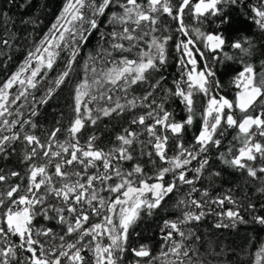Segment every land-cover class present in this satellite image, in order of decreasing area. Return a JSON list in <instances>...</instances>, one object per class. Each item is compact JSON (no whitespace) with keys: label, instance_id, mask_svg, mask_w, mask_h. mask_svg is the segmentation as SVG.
Listing matches in <instances>:
<instances>
[{"label":"trees","instance_id":"16d2710c","mask_svg":"<svg viewBox=\"0 0 264 264\" xmlns=\"http://www.w3.org/2000/svg\"><path fill=\"white\" fill-rule=\"evenodd\" d=\"M196 1L192 0V5ZM68 2L69 0H0V86L24 67L29 56H32V60L29 61L31 66L22 78L28 79L27 76L31 77V71L40 68V72L35 78L37 85L35 89L29 88L27 84L24 86L17 84L10 90L9 112L11 115H6L4 118L8 119L10 124L16 121L19 123H15L11 131L8 130V126L0 123V129H2L0 139L13 134L20 136V139L6 145V152L0 154V175L7 177L5 181L0 182V193H6L12 186L19 185L20 191L13 199L26 194L29 185V169L33 165L37 167L47 165L48 173L52 175L53 186L59 188L66 182L55 176L54 171L55 164L69 158L68 155L62 153L61 157H52L51 155L46 157L43 155V151L47 149L42 150L38 146L28 145L24 140L25 134L35 135L42 144L47 145L50 142L51 134L59 129L55 133V141L51 143L53 152L61 151L59 145L70 140L69 129L77 115L74 111L77 88L85 81L92 84L94 79L100 78L101 70L110 69L123 57L136 59L138 53L149 51V45L153 38L162 39L171 36L166 45V63L161 66L159 71L148 73L146 82L129 86L127 92L116 89L107 92V89L112 88L111 85H105L97 91V87L93 86L92 94L99 96L101 92H107V95H111L113 99L112 101L98 99L86 103V106L82 105L81 113L85 124L76 136L79 146L87 150L90 139L95 137L92 140L94 148L107 153L121 146L117 137L126 135V129L129 132H135L138 138L129 149L133 160L113 161V164L119 165L125 172L132 171L134 166L139 164L143 169V176L136 174L129 179L133 180L135 185H139L141 179L155 183L157 182V171L162 167H168V165L155 155L154 138L146 131V125H153L154 120L148 118L147 114L149 112H153L154 115L160 113L158 106L163 105L166 111L172 113L176 121L182 122L188 116L181 98L173 95L177 82L187 79L188 66L185 67L180 63L183 53L176 49V44L180 40H187V37L178 31V21L162 12L152 14L158 17L155 26L142 23L141 29L134 33L135 35H141L143 32L149 33L139 41L137 47L133 48L131 52H121L111 48V44L114 42L123 43L125 47H128L130 42L114 39L108 35L113 30L118 33L122 32L123 28L122 25L108 22L111 13L122 12L118 5L110 6L105 15L99 18L100 29L93 31L88 42L80 45L79 54L71 64V70L64 83L57 85L55 81L66 70L70 59V47L67 44L68 34L65 33L66 42L60 48L51 49L58 53L53 69L48 70L39 62L37 65L35 57L45 54L42 45L47 46L46 42L49 41L50 36H55L58 39L59 33L53 30V25L57 24ZM98 2L99 0H97ZM147 2L148 0H138V3L145 6ZM180 2L181 0H171L174 14L175 8ZM220 7L223 8L224 16L229 18L227 24H221V18L216 16L198 18L195 16L194 8L192 11L185 9L183 19L189 36L193 39H196L193 32V29L196 28L206 35L222 34L225 38L226 43L223 50L216 53L204 47L206 43L204 39H197L196 47L205 53V58L202 59L197 55L196 59L198 60V69L202 70L206 62L210 68L216 71L215 79H218L223 87L216 89L215 92L234 100L239 89L234 86L233 79L246 65L254 67L258 79L261 74H264V29L257 23L260 18L256 17L253 11V9L264 10V0H244L243 8H238L235 5H221ZM82 11L86 19L91 15L88 8ZM127 26L134 27L131 24ZM83 27L87 28L88 25L85 23ZM153 27L156 28L154 32L151 31ZM100 32L105 33L103 38H101ZM5 40L8 41L7 44L4 43ZM234 42H241L246 51L232 47ZM38 49L40 51H37ZM108 52H111V55H108ZM212 57L218 58L212 59ZM227 57L232 59L229 60ZM184 59L186 60V57ZM92 68L96 69V73L92 72ZM154 85L157 86L153 87ZM179 86L187 89V85L183 82ZM25 89L28 93L27 96L15 99ZM45 99L47 102L41 103ZM90 99V97H85V101ZM131 100L136 101L135 107L127 106L128 101ZM194 100L196 101L193 106L194 123L192 126L186 127L182 136L172 135L170 132L163 131L160 126H156L158 134L169 137L166 152V156L169 158L179 154L177 145L180 143L193 152L199 148V145L195 144V137L201 130V115L204 112L207 97L202 94L194 95ZM116 101L126 105L120 114L113 113L111 116L104 117L97 113L98 107H114ZM88 109L92 110L91 115L94 118L99 115L95 124L87 119ZM33 112L37 114L33 115ZM160 114L162 115V113ZM142 115L146 117L145 125L132 123ZM234 115L239 117L242 114L237 111ZM32 124L36 125L35 128L32 127ZM253 131L255 132L253 143L259 142L264 145V136H260L255 129ZM239 135L236 128H228L223 136H219L218 130L220 146L209 145L206 153H200L197 159L192 160L191 164L187 166V178L193 179L195 183L193 185L180 184L176 180L177 188L165 198L160 208L153 210V214L150 216L144 211L141 212V218L129 229L126 250L122 253H115V256L119 257L117 264H170L177 260L171 254L173 242L182 243L184 246L182 250L188 251V257H183L187 264H257V261L259 264H264V225L258 223L254 218L264 217V191H261L264 188V173L259 172V168L264 167V159L257 154L255 161H246L257 170L256 177H251L246 170L229 166L220 159L221 154L228 159L238 155V149L243 147L241 139L238 138ZM32 147L37 148L36 155L30 160H25L26 153H30ZM148 153H152V155L149 156ZM205 157L208 159V164L203 168L202 174L197 176L193 170L200 166ZM97 164L99 165L100 162ZM63 170L69 172L75 170L83 174L84 165L74 163L71 166L66 165ZM103 171L102 167L99 168V171L88 168L84 180L87 179V175H99ZM12 172H17L20 175L12 176ZM215 173H219V175H215ZM38 179L40 178L38 177ZM76 179L75 176L69 177L71 182ZM173 179L174 174H166L164 183L167 184ZM119 182V178L114 177L113 180L107 181V184ZM193 188L198 191L192 192ZM45 191V187L42 186L37 195L44 194ZM204 191L208 192V196H202ZM100 195L106 199H114L118 194L102 191ZM227 196H231L235 203L230 204L225 201L223 206L207 203L203 208H196L190 204L193 199L203 203ZM181 200L186 203H179ZM5 201L6 208L11 201H8L6 197ZM250 205L254 207H250ZM51 206L65 207L60 198L47 193L44 205L38 206V208L48 207V215L56 217L57 214ZM228 210L238 211L242 220L235 222L229 220L224 215ZM3 211L4 208H0V213ZM84 211L90 216L85 228L91 224L103 223V216L110 214L101 210L100 215H93L87 205L84 206ZM200 211H204L206 214L199 222L179 224L185 237L190 236V238H181L178 233L172 232V239H165L167 234L172 231L165 227L166 221L178 222L185 213L198 214ZM63 215L68 217L70 222L74 219L73 215L67 211ZM33 223L37 228L52 229V235L37 237L44 245L45 254L48 253L49 248L60 244L76 243V249H80L81 255L84 257V264H96L94 247L98 243V237L93 239L91 236H86L80 243H77L79 232L67 235L66 225L59 223L57 219H45L43 216H37ZM218 223L228 226L218 228L216 227ZM61 236L64 237L63 241L60 240ZM104 239L105 243H108L106 234ZM19 243V238L10 234L7 238L0 237V248L15 246ZM141 246L147 247L150 251L149 257L140 258L134 255L132 250L139 249ZM76 249L69 251V256ZM61 250L67 251V248ZM16 253L17 259H10V264H22V261L30 256V253L19 248H16ZM164 253H168V255L165 256ZM57 256H59V251H57ZM60 259L61 264H73L68 257H60Z\"/></svg>","mask_w":264,"mask_h":264},{"label":"snow or ice","instance_id":"6c2138e0","mask_svg":"<svg viewBox=\"0 0 264 264\" xmlns=\"http://www.w3.org/2000/svg\"><path fill=\"white\" fill-rule=\"evenodd\" d=\"M117 5L122 9V12L111 13L108 22L122 25V32L118 33L113 30L108 35L114 39L127 40L130 43L128 47H125L123 43L114 42L111 44V48L113 49L121 52H131L133 48L137 47L139 41L149 33L143 32L141 35H135L134 33L141 29L142 23L155 26L158 22V17L152 14L157 12L166 13L169 17L177 20L179 24L178 31L184 37H187V40H180L176 44V49L183 53L180 63L185 67L191 65V68L186 72L187 79L177 82L176 90L173 93V95L181 98V102L184 104L188 113L187 118L182 122L176 121L172 113L166 111L163 105L158 106L162 115L160 113L154 115L153 112L147 114L148 118L154 120L153 125H146V131L154 138L155 142L153 143V147L155 149V155L167 164L168 167H162L157 171V182L149 183L147 180L141 179L140 184L135 185V182L129 178L136 174L142 177V167L136 164L132 171L125 172L119 165H114L113 161L133 160L129 149L137 140V133L129 132L126 129V135L117 137V140L121 142V146L107 153L94 148L92 140L95 137L90 139L87 150H85L79 146V141L76 139V136L85 124L81 113L82 105L86 106V103L98 99L112 101V96L107 95V92L114 89L127 92L129 86L146 82L148 73L159 71L161 66L166 63V45L168 40L171 39V36L162 39L153 38L149 45V51L138 53L136 59L123 57L110 69L106 71L101 70L99 74L100 78L94 79L92 84L85 81L77 88L74 107L77 115L69 129L71 133L70 140L59 145L61 151L53 152L51 143L55 141V133L59 129H56L51 134L50 142L47 145L42 144L35 135L25 134L24 140L27 141L28 145L38 146L42 150L47 149L43 151V155L46 157L49 155L52 157H61L62 153L68 155L69 158L55 164L54 171L55 176L60 177L66 182L59 188L53 186L52 175L48 173L47 165L39 167L33 165L29 169V185L25 195H20L18 198L13 199L20 191L19 185L12 186L6 193H0V208H4L3 213H0V237L7 238L10 234L18 237L20 241L15 246L0 248V264H10V259H17L16 248L30 253V256L22 261V264H61L60 257H68L73 264H84V257L81 255V250L76 249V243H68L67 245L60 244L59 246L49 248L48 253L45 254L44 245L37 237L52 235V229L37 228L33 223L37 216H43L45 219H57L59 223L66 225L67 235L79 232L77 243H80L83 237L86 236H91L93 239H96V237L106 234L111 243L108 246H101L99 243L96 244L94 249L96 264H117L119 257H116L115 253H122L126 250L125 245L127 244L129 229L141 218V212L144 211L150 216L153 214V210L160 208L165 198L177 188L176 180L180 184L193 185L195 183L193 179L187 178V166L191 164L192 160L197 159L200 153H206L209 145L212 147L220 146L221 140L217 136L218 130L219 136H223L228 128L238 129V134H240L238 138L241 139L243 144V147L238 149V155L231 159L221 154L220 159L222 162L229 166L246 170L247 174L251 177L257 176V170L247 164L246 161H255L257 154L264 159V145L259 142L253 143V136L255 135L253 129L258 131L260 136H264V99H262L264 97V74H261L258 79L254 67L252 65H246L233 79L234 86L239 89L234 100H230L224 95L215 92L216 89H221L223 85H221L218 79H215L216 71L210 68L206 62L204 68L198 70L196 56L199 55L204 59L205 53L199 47H196V40L204 39L206 41L204 47L213 53L222 51L226 40L222 34L206 35L199 28L193 29L196 37V39H193L189 36L188 28L184 24L183 19L185 9L192 11L194 8L195 16L198 18L216 16L221 18V24H227L229 18L224 16L223 8L220 6L235 5L238 8H243L244 0H198L194 5H192V0H181L180 4L175 8V14L171 0H148L146 6L138 3V0H124V2H121V0H99L98 3L97 0H69L57 24L53 25V30L59 33L58 39L55 36H50L49 41L46 42L47 46L42 45V50L46 55H37L35 57L42 66L48 70L53 69L58 53L51 49L60 48L66 42L65 33L68 34L69 39L67 44L70 47V59L66 70L56 79L55 83L57 85L63 84L68 77L71 64L79 54L80 45L87 43L93 31L100 29L99 18L105 15L110 6ZM85 8L90 9L91 12V15L87 19L82 11ZM253 11L255 12V16L260 18L257 20V23L264 29V10L253 9ZM85 23L88 25L87 28L83 27ZM129 24L134 25V27L129 28L127 26ZM151 31H156V28L153 27ZM104 35L105 33L100 32L101 38ZM4 43L7 44L8 41L5 40ZM231 46L246 51L241 42H234ZM37 51L40 50L38 49ZM108 55H111V52H108ZM184 57L187 59L185 60ZM217 58L212 57V59ZM90 59L93 58L90 57ZM227 59L230 60L232 58L227 57ZM31 60L32 56H29L24 67L0 86V123L8 126L9 131H11L15 123H19V121H16L10 124L9 120L4 118L6 115H11L9 112L10 90L17 84L21 86L27 84L29 88L33 89L37 86L35 78L39 74L40 68L31 71V78H22L31 66L29 63ZM92 72L96 73V69L92 68ZM181 82L187 85V89L179 86ZM105 85H111L112 88L107 89V92H101L99 96L92 94L91 89L93 86H96L97 91H99ZM155 86L157 85L153 87ZM27 94L25 89L15 99L27 96ZM199 94L207 97L206 106L201 115V130L195 137V144L199 145V148L193 152L180 143L177 145L179 154L169 158L166 156L169 137L168 135L158 134L156 126H160L163 131L170 132L172 135L182 136L186 127H190L194 123L193 106L196 103L194 95ZM85 97H90L91 99L85 101ZM46 102V99L41 101V103ZM127 106L135 107L136 101H128ZM125 107L126 105L116 101L114 107H98L96 111L102 116L108 117L113 113L120 114ZM237 111L242 115L239 117L234 115ZM91 112V109L87 110V119L92 124H95L96 120L99 119V115L94 118ZM252 113L256 114L253 115ZM32 114L36 115L37 113L33 112ZM145 120L146 117L142 115L138 119L133 120L132 123L145 125ZM28 123L31 122L28 121ZM35 126V124H32L33 128ZM18 139H20L18 134L3 136L0 139V154L6 152V145H10ZM149 142L152 143V141ZM36 153L37 148L32 147L31 152L26 153L25 160L32 159ZM147 155L151 156L152 153H148ZM97 162H100V164L98 165ZM74 163L84 165L83 174L80 171L73 170L69 172L63 170L66 165L71 166ZM207 164L208 159L205 157L201 161L200 166L193 171L199 176ZM100 167L104 169L103 173L99 175H87V179L84 180L88 168H94L99 171ZM259 172L264 173V167H260ZM169 173L174 174V179L165 184V176ZM11 175L19 176L20 174L12 172ZM215 175H219V173H215ZM71 176H75L77 179L71 182L69 181V177ZM114 177L119 178L120 182L107 184V181L113 180ZM6 179V176L0 175V182ZM82 180L84 182H81ZM97 185H100V187H97ZM42 186L45 187V193L37 195ZM102 191H108L118 195L114 199H106L100 195ZM195 191H198V189L193 188L192 192ZM261 191H264V188ZM47 193H51L55 197L60 198L65 205V207L51 206L52 210L57 214L56 217L48 215V207L38 208V206L44 205ZM149 194L151 195L149 196ZM202 196H208V192L204 191ZM5 197L8 201H11L6 208ZM225 201L230 204L235 203L231 196H227L204 201L203 203L193 199L190 201V204L196 208H203L207 203L223 206ZM179 203L185 204L186 202L181 200ZM85 205L90 208L93 215H100L101 210L110 214L103 216V223L91 224L85 228V224H88L90 219L89 214L84 211ZM250 207L254 206L250 205ZM65 211L73 215L74 219L72 222H70L68 217L63 215ZM205 214L204 211H200L198 214L187 212L178 222L166 221L165 227L172 231L167 234L165 239H172V232L178 233L181 238H190V236L185 237V233L181 230L179 224L191 223L193 221L199 222ZM224 215L233 222L242 220L238 211L228 210ZM114 216L118 217V222L114 221ZM254 218L258 223L264 225V217L258 216ZM227 226L221 223L216 225L218 228ZM60 240L63 241L64 237L61 236ZM65 247L67 251L61 250ZM183 248L182 243L173 242L171 254L177 260L170 262V264H187L183 257H188V251L182 250ZM72 249H76V251L69 256V251ZM38 251L40 253L39 255ZM57 251H59V256H57ZM132 251L136 257L140 258L151 255L145 246H141L139 249H133ZM164 255L167 256L168 253H164ZM257 264H259V261H257Z\"/></svg>","mask_w":264,"mask_h":264},{"label":"rangeland","instance_id":"374dc122","mask_svg":"<svg viewBox=\"0 0 264 264\" xmlns=\"http://www.w3.org/2000/svg\"><path fill=\"white\" fill-rule=\"evenodd\" d=\"M198 2V0L195 2V3H197ZM194 3V4H195ZM62 13H63V11H62ZM61 13V14H62ZM206 42V41H205ZM44 55H46V54H44ZM187 59V58H186ZM36 64L38 65V61L36 62ZM190 68H191V65H188V71L190 70ZM198 70H200V69H198ZM27 78H31L30 76H27ZM113 219H114V221H116V222H118V217L117 216H114L113 217ZM98 243L101 245V246H108V245H110V243H111V241L109 240V238L107 237V242L108 243H105V239H104V235L103 236H99L98 237ZM95 248V247H94ZM95 253V252H94Z\"/></svg>","mask_w":264,"mask_h":264}]
</instances>
